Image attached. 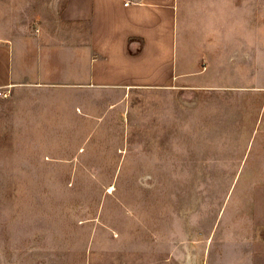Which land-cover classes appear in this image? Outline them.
I'll use <instances>...</instances> for the list:
<instances>
[{
  "label": "rangeland",
  "instance_id": "374dc122",
  "mask_svg": "<svg viewBox=\"0 0 264 264\" xmlns=\"http://www.w3.org/2000/svg\"><path fill=\"white\" fill-rule=\"evenodd\" d=\"M55 2L0 0V38ZM203 66L185 87L0 90V264H264V93Z\"/></svg>",
  "mask_w": 264,
  "mask_h": 264
},
{
  "label": "crops",
  "instance_id": "0c3cea01",
  "mask_svg": "<svg viewBox=\"0 0 264 264\" xmlns=\"http://www.w3.org/2000/svg\"><path fill=\"white\" fill-rule=\"evenodd\" d=\"M187 2L63 0L61 6L55 2L50 13L38 14L33 27L0 38V90L125 94L185 87L200 79L206 68L200 71L197 62L207 57L214 88L264 93V0H192L191 12ZM190 16L195 17L200 50L187 59L181 39ZM256 210L261 217V210ZM254 245L264 250V240Z\"/></svg>",
  "mask_w": 264,
  "mask_h": 264
},
{
  "label": "built area",
  "instance_id": "2783aa9c",
  "mask_svg": "<svg viewBox=\"0 0 264 264\" xmlns=\"http://www.w3.org/2000/svg\"><path fill=\"white\" fill-rule=\"evenodd\" d=\"M3 97H6V94H3Z\"/></svg>",
  "mask_w": 264,
  "mask_h": 264
}]
</instances>
